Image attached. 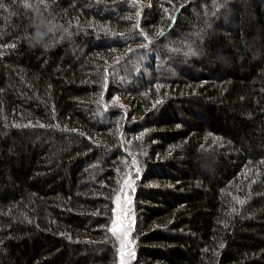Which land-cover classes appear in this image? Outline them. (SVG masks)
I'll list each match as a JSON object with an SVG mask.
<instances>
[{"label":"trees","instance_id":"obj_1","mask_svg":"<svg viewBox=\"0 0 264 264\" xmlns=\"http://www.w3.org/2000/svg\"><path fill=\"white\" fill-rule=\"evenodd\" d=\"M122 261L264 264V0H0V264Z\"/></svg>","mask_w":264,"mask_h":264},{"label":"snow or ice","instance_id":"obj_2","mask_svg":"<svg viewBox=\"0 0 264 264\" xmlns=\"http://www.w3.org/2000/svg\"><path fill=\"white\" fill-rule=\"evenodd\" d=\"M33 29L35 36L40 37L42 39L43 34L40 31V29L38 27H35V25L33 26ZM141 35H143V33H141ZM159 35H163V33L161 32L159 33ZM144 40H148L149 43H151L147 35H144ZM114 99H118V98L114 97ZM129 186L131 185L129 184ZM117 224H119V227H117ZM109 231H111L113 235H117V233H119L118 238L122 236L125 240L127 239L128 236L127 226L123 222L113 221V227L110 228ZM221 247H223V245H221ZM121 264H123V261L121 262Z\"/></svg>","mask_w":264,"mask_h":264},{"label":"rangeland","instance_id":"obj_3","mask_svg":"<svg viewBox=\"0 0 264 264\" xmlns=\"http://www.w3.org/2000/svg\"><path fill=\"white\" fill-rule=\"evenodd\" d=\"M206 29H208V28L206 27ZM252 51H253L252 53L256 57L261 53V50H258L257 51L255 48H253ZM115 100H116V105L117 106L124 107V108H128V105H129L128 103L129 102L127 100H125V99H119V98L118 99H115Z\"/></svg>","mask_w":264,"mask_h":264},{"label":"clouds","instance_id":"obj_4","mask_svg":"<svg viewBox=\"0 0 264 264\" xmlns=\"http://www.w3.org/2000/svg\"><path fill=\"white\" fill-rule=\"evenodd\" d=\"M44 35V33H42Z\"/></svg>","mask_w":264,"mask_h":264}]
</instances>
